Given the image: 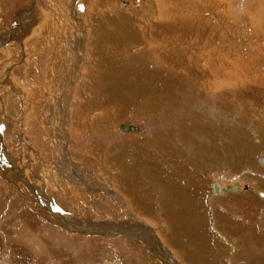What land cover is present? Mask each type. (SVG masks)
I'll use <instances>...</instances> for the list:
<instances>
[{
    "label": "rangeland",
    "instance_id": "374dc122",
    "mask_svg": "<svg viewBox=\"0 0 264 264\" xmlns=\"http://www.w3.org/2000/svg\"><path fill=\"white\" fill-rule=\"evenodd\" d=\"M70 1L37 0L34 5L36 7L38 3L37 11L35 8L32 14L27 15L26 7L30 0H0V36L1 33L8 34L15 17L20 20L18 15L21 14L25 19L15 26L16 34L23 35L21 41L14 40L18 44L13 42L9 48H0V78L7 71L6 66L21 59L24 48L27 54L25 62L14 64L11 68L16 77L8 74L5 79L12 80L20 93L24 94V107L31 106L29 114L22 116L25 119L24 127L28 129L25 130L21 128L23 119L20 111L16 110L19 112L15 113L13 110L14 103L24 101L23 98L16 97L13 102L7 94L0 98L4 158L33 182L47 208L67 213L64 215L74 229L133 232L139 225L148 226L156 232L165 249L178 263L187 264L179 252L166 244L173 234V223H180L190 226L198 238L203 237L206 231V235L210 234L214 248L220 245L224 252L218 264H264V233L259 231L263 230L260 224L264 226V203H258L255 197L248 198L253 205L243 207L241 204L247 202L248 195L242 201V195L234 194L238 189H232L231 184L230 190L229 185L224 186L226 188L221 196H214L211 191V182L217 180L222 184V177L230 175L234 176L231 181L236 179L242 184L243 191L247 186L253 187L252 194L255 196L254 192H257V197L263 193L259 194L260 188L258 190L255 186L264 191V182L257 183L252 178L253 174L249 173L257 170L258 173L264 172L260 166L256 168L259 157L264 154V32L261 31L264 25V0H215L216 29L212 27L213 23L209 25L216 30V44L213 43L216 46V73L214 70L212 74L205 71L210 74L200 83L196 82V78L184 75L189 74L190 69L183 61V58L187 60V50L183 54L170 47L158 51L149 44V31H153L156 38L154 27L159 20L157 0ZM161 1L164 6H170L169 2L165 3L168 0ZM204 2L198 4H206ZM80 4L83 5L82 11L77 7ZM199 30L202 31L197 32L199 38L205 36L206 40L215 41V34H203L202 27ZM184 31H179V34L188 36ZM78 36L81 40L79 53L74 51L78 47ZM160 41L163 43L162 38ZM214 47L208 48L213 50ZM154 48L163 54H172V51L179 59L182 58V63L178 67L165 69L157 60L155 63ZM78 54L82 58L80 55L77 57ZM196 54V62L191 65L197 67H193L192 71L203 75L200 69L210 55L200 50ZM229 58H234L235 67L242 69L248 66L247 78L252 82L240 76L238 80L241 83L235 87L229 85L231 78L223 72L224 68H230ZM163 71L166 72L165 79V75L158 76ZM146 73L156 78L154 85L142 77ZM173 75L179 76L172 79L174 86L185 87L179 83L185 80L188 94L192 95V91H195L198 95L199 100L193 106L190 103L189 113L195 128H203L199 132L201 135L193 137L198 146L185 148L188 150L186 156L193 159L184 162L180 159L184 149L177 148L179 160L174 158L170 162L178 170H171V165L167 172V161L157 157L159 153L154 147L155 144L159 147L168 144L165 135H172L164 130L169 124L167 114L164 110L158 112L151 108L149 114L134 115L132 109L137 107L138 98L132 97H141L152 90L150 94L159 96L149 100L140 98L138 104L148 108L160 102L165 96L161 94L171 93L168 82L172 80H167ZM70 79L74 87L63 93ZM27 80H36L38 85L35 81L33 86L25 85ZM12 87L15 88L14 85ZM173 96L177 98L178 94ZM120 105L124 113L129 112L125 117L118 111ZM177 107L176 112H171L172 115L186 118L188 112L184 105L179 103ZM61 110L69 112L72 123L69 117L66 120L67 115L60 113ZM4 111L11 112L15 123L11 139H8L11 131L5 128L8 115ZM126 118L135 120L143 133L119 134L116 124ZM192 120L189 119V123L183 126L184 131L189 133ZM78 122L82 125L86 141L82 139L80 143H72L70 140L67 147L62 148H67L68 154H55L53 158L51 152L53 148L57 151V143L51 140L50 135L60 142L69 135L68 125ZM213 123L216 130L211 128ZM53 124H56L57 132ZM93 126L104 130L93 132L90 129ZM180 127L179 123L167 130L175 133ZM195 131L198 133V129ZM73 133L77 134L72 130ZM91 148L96 149L94 153H91ZM251 148H254L253 155ZM192 149L194 156L190 155ZM161 154L164 155L163 152ZM241 154L248 155L252 160L253 171H243L246 165L242 162H246V159ZM125 155L127 157L124 158ZM138 158L154 165L160 175L155 182L146 179L149 176L139 163L129 162ZM67 164L71 169L66 168ZM185 165V171L181 172ZM164 176L169 180L176 177V181L172 184L158 181ZM259 177L264 180V176ZM190 178L198 179V183L190 184ZM105 183L108 184L109 195L100 191L88 194L85 190V186L102 188ZM235 184L240 186L239 183ZM173 189L180 193L172 201H176L178 196L183 199L182 193L187 194L184 196L186 200H181L182 206L177 203L178 209L163 198V191L172 193ZM197 206H201L202 211ZM182 218L186 221L183 222ZM229 221L235 222L241 230H258L257 236L262 237L260 240L257 236L252 240L245 239L244 234L239 233ZM201 222L206 225V231L201 228ZM220 226L229 235L218 231ZM227 236L234 240L235 246ZM155 244L150 232L105 238L70 234L63 228L60 216L45 212L29 190L24 188L22 178L0 162V264H104V261L113 264V259L118 260L119 264H167ZM211 260L205 264H216V259Z\"/></svg>",
    "mask_w": 264,
    "mask_h": 264
},
{
    "label": "bare ground",
    "instance_id": "6f19581e",
    "mask_svg": "<svg viewBox=\"0 0 264 264\" xmlns=\"http://www.w3.org/2000/svg\"><path fill=\"white\" fill-rule=\"evenodd\" d=\"M203 1H206V2H204L206 4H203V5H199L200 3L198 4V2H203ZM168 2L170 3V6L169 7L164 6L162 4V1L161 0H157V2H156V8H157L159 20L156 21L155 27H154L155 28V36H156V38L154 39V34H152L153 31H149L150 34H148L147 40H150L149 41V44H151L153 47L157 48L158 51H159V49H170L171 48V49H173V51L174 50H177L178 53L180 52V53L183 54L187 50V55H188L187 56V60L185 58H183V61H185L187 63L188 68H190L189 69V74H188V72H187V74H184L183 72L182 73L184 75H190V76L196 78L197 79L196 82L198 81V83H200V81H203L206 77H208L207 76L208 73L206 74L205 71L210 72L212 74L213 73V70H214L215 73H216V56H214V54H216V46H215V44H216V30H215L216 29V2H215V0H168V1H165V3H168ZM35 3H36V0H30L29 5L26 7V9H27V15L28 14H32V11L35 8H36V11H37L38 3L36 5V7H34ZM77 7H78V9L80 11L83 10V5L82 4L78 5ZM219 8H221V7H219ZM22 14H24V13H22ZM27 15L25 16V18H27ZM72 16H75L74 13H72ZM18 17H19L20 20H16L17 17H15L16 19L11 24V27H10V30H9L8 34L7 33H4V35H3L1 33V36H0V48L1 49L6 48V47L9 48L10 47L9 44L15 42L14 40H16L17 42L18 41H21L20 39L22 38L23 35L21 36V35L16 34V30H15L16 27L15 26H18L19 24H21V22H23L25 19L21 17V14L18 15ZM32 20H34V19H32ZM259 22H260V20H259ZM212 23L214 25H212ZM205 24H207V25H205ZM209 24H211L212 27H214L215 29L212 28ZM260 25H262V24H260ZM200 27H202L203 30H204L203 31V34L204 33L205 34H211L212 36H213V34H215V36H213V37H215V41L206 40L205 39V36H204V38L203 37L202 38H199L198 35H197V32H202V31L199 30ZM173 28H176V29L173 30ZM184 30L186 31V33L189 34L188 36L185 33L179 34V31H184ZM262 30L264 32V25L261 26V31ZM164 32H166V33H164ZM258 32H260V31L258 30ZM163 33H164V35H162ZM24 34H26V32ZM256 34L257 33H255V35ZM11 36L14 37V39H11ZM221 37H223V33H221ZM160 38H162L163 43L160 41ZM240 38H241V36H240ZM243 38H245V37H243ZM11 40H12V42H10ZM213 40H214V38H213ZM214 42H215V44H213ZM239 44H237V46ZM174 47H175V49H174ZM203 47H205V48H203ZM208 47H210V48H213L214 47V49L211 50ZM155 48H154V53H153L154 54V60H155V62L157 60V62L160 65L164 64V67L169 68V67H172V66L178 67L182 63L180 61L182 58L179 59L178 58V55L175 54V53H173L172 51H171L172 54H170L169 52L168 53L164 52V54H163L161 52H156ZM199 50L200 51H205L206 53H209V55H210L207 58H205V60L203 61V66L201 65L203 69L200 67L201 68L200 71L202 72L203 75H200L199 73H196L195 74L196 70L194 72V71H192V69H193V67H197V66L191 65L192 63H195L196 62L195 61V58L197 57L196 56L197 55L196 52L199 51ZM201 54H204V53H201ZM0 55H1V51H0ZM21 55H22L21 59H19V60L17 59L16 60V63L15 62H12V63H10L9 66H6L7 67V71L5 70L6 72L3 74L4 76L0 78V98H4V94H7L11 98L12 102L15 100L16 97L17 98H20V99L22 98V95L23 94H21L20 91H19V89L16 88L17 85L15 84L16 86L14 85L15 88H13L12 87V85H13L12 83L13 82L12 83L10 82L11 84L9 85V83L5 79V78H7L6 75H8V74H9V76H13L14 78L16 77L15 76L16 73H13L11 68L13 67L14 64L15 65L16 64H21V63L23 64L25 62L24 59L27 56V54H26V50L24 48H23V51H22ZM160 56L163 57V59H161ZM158 57H160V59H157ZM201 57H199V60L200 61H201ZM177 61H180V63H177ZM204 62H205V64H204ZM228 64H230V68H224V71L223 72L226 74L227 77L231 78V83H229V85H232L233 87H235L237 85V83L240 82L238 80V78L240 76H241V79H244L246 81L247 80H250V78H247V76L249 75L248 66H246V68H242V69L240 67H235V60H234V58L230 59ZM186 70H187V68H186ZM16 72H18V71H16ZM2 73L3 72H1V74ZM215 73H214V76H215ZM175 76H177V75H175ZM200 78H202V80ZM179 79L180 78H178V80ZM207 79H212V78H207ZM34 83L35 82L34 81L32 82V80L31 81L30 80H27L24 84L25 85H30V86L32 85L33 86ZM179 83L188 86L185 80H182ZM6 85H8V86H6ZM10 87L13 88V93H15V97H14V94L12 93V91H11L12 89H10ZM8 93H10V94H8ZM19 95H21V96H19ZM20 102H19V108H18L19 111H20ZM17 106H18V103L16 105L14 103V107L13 106L12 107L13 108H16ZM23 110H24V108H23ZM11 112H12V110H11ZM4 114L7 116V114L5 112H4ZM122 122L125 125L126 124H129V123H126L125 121H122ZM122 122L119 123V125H118V130L121 133H127V132H132L133 133L134 132V133L140 134V129L136 125L135 122H131V123H134V125L138 128L137 131L130 130V129L122 130V129H125V127L122 124ZM5 126H6V124H5ZM6 130H7V128H6ZM10 133H13V131H11ZM10 135H9V138L8 139H11V137H13V136H10ZM4 146L5 145L3 144V140H2L1 132H0V157H1L0 162L3 165H5L10 171H12L14 174H16V176L22 178V180L24 181V187L27 190H29V192L34 196V199L37 201V203L41 206V208L45 212L51 213V214L53 213V214H56V215L60 216V218L62 220V223H63V228L67 232H69L70 234H73V235H81V236H87V237H100V238L112 237V236L113 237H115V236L130 237V236L138 235V234L143 233V232H150L152 234V236L154 237V240L156 242V244H155L157 246L156 249L161 252V256H162L161 258H163V260L165 259V262L167 264H180V263H178L173 258L172 255H170V253H168V251L165 249V247L163 245L164 243L162 244V242H161L160 238L158 237V235L156 234V232L152 228H150L148 226H143V225L141 226V225H139L138 228H137V230H135L133 232H128V231H111V232L110 231H105V232L104 231H101L100 232V231H88V230H82V229H74V228H72L71 225H70V223H69V221H68V219H66V216L64 215V214H67V213L63 212L60 209H55V208L54 209H50V208H47L44 205L43 200L39 196L38 191L36 190V187L33 184V182L23 172H21L19 169H17L14 165H12L10 162H8L4 158ZM259 162L261 164L260 166H261L262 170L264 171V163L261 161V159L259 160ZM66 168H68V164L66 165ZM68 169H71V168H68ZM234 186H237V185L235 184ZM216 189H217V186H215V190ZM258 193L260 194L261 192L258 191ZM216 194H219V193H216ZM70 215H73V214H70ZM194 227H196V226H194ZM193 229H196V228H193ZM191 233H192V231H191ZM220 237L225 242V244H227L228 246L232 247L230 243H228L226 240H224L222 238V236H220ZM257 239L260 240V238H257ZM223 241H222V243H223ZM157 242L160 243V246H161L160 248L161 249H159V246H158ZM250 246H252V245H250ZM232 249H233V247H232ZM104 264H110V263L104 261Z\"/></svg>",
    "mask_w": 264,
    "mask_h": 264
},
{
    "label": "crops",
    "instance_id": "0c3cea01",
    "mask_svg": "<svg viewBox=\"0 0 264 264\" xmlns=\"http://www.w3.org/2000/svg\"><path fill=\"white\" fill-rule=\"evenodd\" d=\"M80 42H81L80 36H78V39L76 41V44H78V47H76V49L74 48V51L77 52V53H79V50H80L79 49V45L81 44ZM79 55L82 58L81 54H78L77 57H79ZM155 63H157V62H155ZM162 65L164 66V64H162ZM162 65H160V66H162ZM150 67L153 68V66H150ZM147 69H148V67H147ZM12 72H13V70H12ZM165 73L166 72L163 71V73L158 74V76H163V75H165ZM142 77L146 81H148L150 83V85H154V82L156 80V78L154 76H149L146 73L145 75L142 74ZM165 77H166V75L164 76V79H165ZM177 77L178 76L173 75L167 81H170V80H172L174 78H177ZM71 79L69 80V85L67 84V86L65 87V90L62 91L63 93L68 88L69 89H72L74 87L70 83L71 82ZM164 79L162 80V82L164 81ZM6 81L8 82L9 79L6 80ZM34 81L36 82V80H34ZM9 82H12V80H10ZM168 83L171 84V89H170L171 93L170 94H167V95L165 93L161 94V96L162 95H165V96L162 97L161 101L158 102V103H154L152 106H150L148 108H147V106H144L143 104L142 105H140V103L138 104L139 99L140 98H143V99H146V100L154 99L156 96L158 97L159 94H156V93L150 94L152 92V90H150L149 92H147L145 95H143L141 97H139V96L138 97H132V98H138L137 99V107H135V108L132 109L134 111V115H144L145 113L149 114L150 113L149 110L151 108H153L154 110H156L158 112H162L164 110L165 111V114H167V121L169 122V124L167 125L168 126L167 128H164V130H166V132H168L169 134L174 135V137L172 135H165L168 138V144L163 145L162 147H159L156 144L154 146L156 152L159 153L157 155V157H162L164 159V161H167L166 163L168 164V166L165 167V168H167V172H169V167H171V165H172L171 170H173V171L178 170L176 168V166H174V164H171V162H170L176 156L178 157V160H179V155H178V149L177 148L181 149L182 151L184 149V151L182 152L184 155L181 156V158H180V159L184 160V162H189L192 159L191 157L189 158V157L186 156L188 150H186L185 148L186 147L191 148L190 146H195V145L197 146L198 144H197V142H195V140L193 139V137L200 135L199 132L198 133H195V131H194L193 133H188V132L184 131L183 130V126H185V125H187L189 123L188 120H187V118H179L178 115H176V114L175 115H172L171 114L172 111H175L176 112V110L178 108L177 106L179 105V103H182L184 106L186 104H188V103H191V105H194V103L197 100H199L198 95L196 94L195 91H192V95H189L186 86L183 87V88L182 87L174 86L173 85V80L171 82H168ZM12 84L15 85L14 83H12ZM36 84L38 85V82H36ZM37 89L35 91H37ZM8 94H10V93H8ZM175 94H178L177 98L173 96ZM19 96H21V95H19ZM179 96H181V98H179ZM22 98L23 99L25 98L24 97V94H23ZM26 101L28 102V100H26ZM24 102H25V100L20 102V108H21V110H20V113L19 114H20L21 117L22 116H25L26 113L28 115L29 114L28 112L31 110V106L29 107V105H27V106L24 107ZM18 106H19V103H18ZM18 106L16 108H13V110L15 111V113L19 112V111H16V110H18ZM7 108H8V106H7ZM23 108H24V110H23ZM8 109H11V108L9 107ZM14 111L12 112V114H14ZM118 111L121 113V116H124V117L126 115H128V113H129V112H125L124 113L123 107H121V105H120V107H118ZM63 112H64V114H63ZM5 113L8 115V117L6 118V124H7L6 125V128H7V131L8 130L13 131L12 129H14V126H15L14 124L15 123H14L12 117L10 116L11 113L9 111H7ZM60 113L63 116L67 115L66 116V120L69 117V119L71 120L70 123H72V119H71L72 116L69 114L68 111L66 112L65 110H61ZM22 119H23V122L21 123V128L24 129L25 128L24 127V124H25L24 121H25V119H24V117H22L21 120ZM47 121H48L47 123H49V119H47ZM121 121H125L126 123H130V122H135L136 123L135 120L127 119V118L126 119L119 120L117 122V124H116V130H117V132L119 134H122V135H126L129 132H127V133H121L118 130V125H119V123ZM41 122H42V120H41ZM214 122L216 123V119H215ZM44 123H46V120H44ZM179 123H180V126L181 127L180 128H177L175 130V133L169 132L167 130V129L173 127L174 125H178ZM66 124H67V122H66ZM57 126L60 127L59 123L57 124ZM81 126L82 125L79 122L77 124L74 123L72 125H68V127H69V131H68L69 135L66 136V138H63L60 142L58 140H56V138H53L54 136L52 134L50 135L51 136V140L54 143L55 142L57 143V151L55 150V148H53V151L51 152L52 155L54 156L53 158H55L56 155L59 156L61 154H65V155L68 154V151L66 150L67 148L65 150L62 149V148L65 147L67 144H69V141L70 140H72V143H74V142L80 143L82 139L86 141V139L83 138L84 137V133L82 131V127ZM52 127L57 132L58 129H56V124H53ZM211 128L213 130H216V124L213 123V126ZM90 129H92L93 132L94 131H99V130H104L101 127L98 128L97 126H93ZM25 130H28L27 127L25 128ZM72 130H74L77 134H74V133L72 134ZM28 132H30V131H28ZM16 133L18 134V131ZM140 133H141V131H140ZM13 135H14V132L11 133L10 136H13ZM155 136L157 138L159 137L157 135H155ZM153 140L155 141V138ZM160 142H161V144H164L162 141H160ZM188 142H190V143H188ZM35 143L37 145V140L36 139H35ZM167 147L170 148V149H168ZM90 150H92L91 153H94L96 149L91 148ZM166 151H168L169 153H167ZM251 151H252L251 152V155H253V153H255L254 152V148H251ZM161 152H163L164 155H162ZM243 152L249 153V151H243ZM133 155L135 156V154H133ZM190 155L194 156V150L193 149H192ZM241 155L244 156L245 154H241ZM125 157H127V155H125L124 158ZM244 158L246 159V162H242V163H244L243 165H246V166H243V168H245V169H243V171H245L246 169H249V170H252L253 169L254 170L255 168H253L252 160L249 159L248 155H245ZM129 162L139 163L142 166L143 170H145L146 173H147V175L149 176V177H146L147 180H152V182H155L156 178H158L160 176L159 173L157 172V170L155 169L154 165L152 163H150V162H142L139 158L138 159H135L133 161L131 160ZM257 163H258V161H257ZM260 165L261 164L259 163V166ZM257 167H258V165H256V168ZM185 169H186V165L183 166V168H181L180 171L181 172H184ZM160 180H164L165 183H171L172 184V183H174L176 181V177L174 179H172V180H169L168 177H165L164 176V177H161L158 181H160ZM167 185H170V184H166V186ZM101 187L102 188H94L93 185H90V186H85V190H87V193L88 194H90V193H93L94 194L97 191H100L101 194L109 195V190H107V189H109L108 184L105 183ZM104 188H106V189H104ZM232 189H234V188H232ZM163 192H164V193H162L163 194V198L166 201V203L169 202L170 203L169 205H174V207L177 208V209H178L177 203L180 204L181 203V200H183V199L186 200V198H184V196L187 195V194L182 193L183 199H182V197L178 196L176 201H172L174 199L175 195L177 193H180V192H177L174 189H173V192L172 193L169 192L168 190L167 191H163ZM217 195H220L221 196V193H219ZM229 196L230 195H228L227 197H229ZM151 204H152V202H151ZM180 206H182V203L180 204ZM198 207L202 211V207L201 206H197V208ZM180 210H182V208ZM179 219H180V217H179ZM181 220H183V222L186 221V220H184V218H182ZM197 220L199 221V219H197ZM230 222L234 225V228H237L238 229V232L239 233L242 232L244 234V238L247 237V239H251V238H253V237H255V236L258 235V230L257 231L255 229H253V230H251V229H249V230L248 229H242L241 230V229L238 228V226H236L235 222L229 221V223ZM200 225H201V228L202 229L203 228L205 229V227H206L205 224H202V222H201ZM220 227L222 228V226H220ZM173 228H174L173 234L171 236H169L170 239H167L166 244L171 249L179 252V254L181 255V257H182V259H183V261L185 263H187V264H205L206 261H208V262L212 261L213 259L211 260V258L216 259V262L218 260H220V259L223 258L224 252L221 249V246L220 245L219 246L216 245V248H214V246L210 242V237H211L210 234L206 235L208 233L206 231V229H205V231H206L205 235L206 236L204 235L203 237H199L198 238L194 234L195 231L193 233H191V228L188 225H182L180 223H173ZM237 229H234L233 231L234 232H237ZM259 231L261 232L262 230H259ZM222 233L229 235V233L226 231L225 228H222ZM173 235H177V236L173 237L175 239H172V236ZM257 237L258 238H261L262 235L261 236H257ZM200 238H203V239H200ZM172 243H173V246H172ZM260 244L261 243H258L259 251H260L261 245H262V244L261 245ZM215 249H216V251H215Z\"/></svg>",
    "mask_w": 264,
    "mask_h": 264
},
{
    "label": "flooded vegetation",
    "instance_id": "af4514ba",
    "mask_svg": "<svg viewBox=\"0 0 264 264\" xmlns=\"http://www.w3.org/2000/svg\"><path fill=\"white\" fill-rule=\"evenodd\" d=\"M37 1V0H36ZM13 37L11 36V39H12ZM16 44H18V43H16ZM191 106H193V105H191ZM191 106H190V103H188V104H186L185 106H184V108L186 109V113L188 112H190V109H191ZM187 113V120H192V116H191V114L189 113L188 114ZM172 114V113H171ZM136 125L138 126V124L136 123ZM139 127V126H138ZM203 127L202 126H200V128H199V126L197 127V129H198V132H201V129H202ZM142 129V128H141ZM140 129V131H141V134L143 133V129L141 130ZM154 129H157V128H154ZM196 128H195V122L192 120V127L190 128V130H189V133H193L195 130H197ZM195 133H196V131H195ZM137 134V133H136ZM135 135V134H134ZM137 135H139V134H137ZM136 135V136H137ZM201 135V134H200ZM208 143V142H207ZM210 143V142H209ZM211 144V143H210ZM198 146V145H197ZM264 155V154H263ZM262 155V156H263ZM261 156V157H262ZM261 157H259V159H258V166H259V160L261 159ZM176 159H178V157L176 156L175 157ZM193 159V158H192ZM261 167V166H260ZM257 171H259V170H257ZM257 171H253V172H249L251 175H252V178H254L255 179V181L258 183L259 181L260 182H264V180H262V179H260V177L259 176H264V172H257ZM173 175V174H172ZM255 175H256V178H255ZM231 177H225V176H221L222 177V180H223V183H225V185L222 183H220V182H217V180H216V182L214 181L213 183L211 182V191H212V194L215 196L216 195V193H222V190H225V188L226 187H224V186H226V184L227 185H229L228 186V189L230 190L231 189V185H233V187L232 188H234V189H238L237 190V193L235 192L234 194H237V195H242V201H243V198H244V196L247 194L248 196H247V202H243L244 204H247V206H244L243 205V203L241 204L243 207H248V206H252L253 205V203L252 202H250V201H248L249 199L248 198H254L255 197V199H257V202L258 203H260V204H262V203H264V191H260V190H262V188L261 187H257V186H255L258 190H259V188H260V190H259V192H261V193H263V194H261V195H258V197H257V195H256V192H255V196L252 194V188H250L249 186H247V188H246V190L245 191H243L242 190V187H241V183L239 182V181H237L236 179H235V181H231V179L234 177V176H232V175H230ZM216 178H218V179H220V176H218V175H216ZM216 178H214V179H216ZM184 179H185V184L187 183V179H186V177H184ZM189 181V183L190 184H195V183H198V179L197 180H195V179H189L188 180ZM233 183H239L240 184V186L239 187H237V186H234V184ZM231 184V185H230ZM260 184V183H259ZM215 186H217V189L215 190ZM25 188V187H24ZM217 225V224H216ZM260 227L263 229L262 231H261V233H264V227L263 226H261L260 225ZM218 231H221L222 232V229L220 228V230H218ZM226 236V235H225ZM227 237H229V236H227ZM229 239H230V241H233V243H234V240H232L230 237H229ZM245 239H247V237H245ZM234 246H235V243H234ZM225 248V247H224ZM218 262L219 261H217L216 262V264H218ZM246 263V262H245Z\"/></svg>",
    "mask_w": 264,
    "mask_h": 264
},
{
    "label": "water",
    "instance_id": "95a60500",
    "mask_svg": "<svg viewBox=\"0 0 264 264\" xmlns=\"http://www.w3.org/2000/svg\"><path fill=\"white\" fill-rule=\"evenodd\" d=\"M122 122V121H121ZM120 122V123H121ZM122 124L124 125V127H125V129H122V130H127V129H130V130H134V131H137L138 130V128L134 125V123H129V124H124L123 122H122ZM121 124V125H122ZM3 159V158H2ZM0 160H1V157H0ZM261 161L264 163V155L261 157ZM40 203V202H39ZM157 244H158V246H159V249H161L160 247V243L159 242H157ZM115 261V262H114ZM113 263L115 264H119V262H118V260H115V259H113Z\"/></svg>",
    "mask_w": 264,
    "mask_h": 264
}]
</instances>
